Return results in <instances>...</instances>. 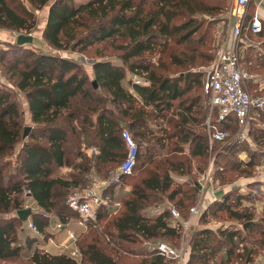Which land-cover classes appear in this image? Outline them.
<instances>
[{
  "label": "trees",
  "instance_id": "obj_1",
  "mask_svg": "<svg viewBox=\"0 0 264 264\" xmlns=\"http://www.w3.org/2000/svg\"><path fill=\"white\" fill-rule=\"evenodd\" d=\"M29 1L36 7H45L52 0ZM191 5L193 0H88L85 3L53 0L48 5L42 41L62 53L86 50L98 43L118 42L119 60L132 79L139 77L149 82L148 87H142L133 85L131 79L132 91L123 84L124 68L111 61L95 62L90 81L76 60L15 43L12 54L16 58L8 70L17 94L0 90V260L20 258L23 248L30 249L36 242L25 233V222L9 216L22 209L23 190L30 191L45 213L32 216L39 233L43 234L50 213L62 221L68 218L64 213L67 207L55 202L56 188L81 190L88 185L85 176L90 172L103 178L114 172L124 157L121 132L125 128L138 145V159L132 174L123 183L136 173L141 159L142 164H153L155 170L148 172L127 195H119L121 208L116 216L108 219L103 234L116 239L122 247L125 243L163 242L162 238L179 240V229L172 224L169 212L163 210L148 216L147 205L161 201V196L168 192L167 200L173 202L181 192L170 191L173 185L170 173L187 175L189 166L170 158L169 151L160 163H145L143 158L158 152L148 137L150 123L158 120L165 121L172 133L169 137L162 135L154 143L167 139L189 144L191 158L203 163L208 157L205 134L193 132L200 124L204 129L207 111L197 106L198 99L191 104L183 101L193 86L201 84L202 89L201 76L166 78L158 75L152 62L144 57L156 52L160 39L180 34L189 27L186 23L174 26L173 22L178 9L193 14ZM35 27V16L25 7L12 0H0V30L23 35L30 34ZM18 94L25 101L30 126L26 124ZM168 114L170 117L166 118ZM230 126L235 125L225 124L222 128ZM25 127H30V131L24 139ZM19 144L20 149L15 153ZM87 148H95L99 153L88 158L84 153ZM14 155L15 173H8L7 160ZM246 166H253V160ZM69 169L78 173L57 176ZM195 191L196 187L184 194ZM229 200L224 195L210 204L203 215L215 206L226 210ZM177 205L181 207L183 202ZM187 214L181 213L184 218ZM103 217L104 212L100 219ZM232 217L246 222L243 226L246 231L253 226L249 216L232 213ZM238 236V231L214 232L207 228L190 234L186 264H234L239 258L242 261L245 255H239ZM77 244L82 254L80 264H121L106 253L94 233ZM149 254L151 257L141 264H168L156 254L155 246ZM254 255L247 253L245 264H253ZM29 261L31 264H79L65 254L51 255L38 250L32 252Z\"/></svg>",
  "mask_w": 264,
  "mask_h": 264
},
{
  "label": "rangeland",
  "instance_id": "obj_2",
  "mask_svg": "<svg viewBox=\"0 0 264 264\" xmlns=\"http://www.w3.org/2000/svg\"><path fill=\"white\" fill-rule=\"evenodd\" d=\"M23 7L27 11L35 16L36 27L30 34L34 38H42V30L46 24L48 9L51 2L45 7H36L35 4L29 0H12ZM88 0H74L75 3H85ZM231 0H193L194 7L193 14L187 13L178 9L176 16L174 17V26H181L186 23L189 27L180 34H174L169 38L160 39V46L156 48V52L151 55H145L144 60L152 62L156 73L166 78H179L195 75H200V83L203 79V71L209 66V62L213 60L215 50L226 39L230 32V19H229V6ZM193 33L190 38L188 37ZM15 32L10 30H0V90L17 92L14 90L13 81L10 79L11 71L9 66L16 58L12 54L15 46ZM244 47L241 48V60L247 70L254 75L256 82H251L247 85V89L250 94L264 97V32L258 37H247L244 39ZM44 45V42L41 41ZM163 45V46H162ZM32 46V45H31ZM34 46V45H33ZM32 46V47H33ZM119 44L116 41L98 43L86 50H77L75 52L66 51L64 55L74 59L83 68L90 81L93 80L92 66L97 61L108 60L124 68L126 72V78L123 82L124 86L131 90L129 82L132 76L127 72L126 66L119 60ZM35 50H38L37 48ZM201 84L192 87V90L187 94L183 101L187 104L195 103L198 99L197 106L205 108L208 113V102L201 89ZM18 100L21 104L22 112L27 118V109L23 97L18 94ZM170 114L166 116L169 118ZM173 119V118H172ZM176 120V119H173ZM30 126V124H27ZM126 129V128H125ZM228 129L229 136L223 144L214 145L213 150L207 158L203 160V163L199 162L195 158L190 157L191 147L189 144L181 145L174 143L171 140H161L159 142L156 139L166 135L169 137L172 133V129L168 127L165 121L158 120L150 123V144L158 152L153 154V158L148 154L143 160L146 162L152 161L154 163H160L163 160V156L169 151L170 158L176 161L186 163L189 166V173L179 175L176 173H170L173 185L170 191L177 189L181 193L177 194L173 202L167 200V196L170 192L161 196L162 200L152 201L147 205L148 216H153L168 208L175 207L183 215L187 214V210L196 204L199 198V189L197 188V180H199L200 174L208 167L209 164L213 166V186L215 188H221L227 190L225 195H228L230 200L225 208L217 209L216 206L211 209L206 216L202 215L197 225L192 229L191 235L200 229H210L214 232L217 231H238L237 248L239 249L240 256L245 255L242 261L237 259L234 264H245V257L247 253H255L254 262L264 256V108L253 111L250 114L247 125L245 127L246 139L242 141L237 140V127L230 126ZM128 130V129H126ZM129 131V130H128ZM188 132L187 130H184ZM130 132V131H129ZM195 134L204 135L205 130L200 126H196L193 130ZM132 135V133L130 132ZM21 144L15 148V153L20 149ZM143 146V154H144ZM182 150V151H181ZM142 151V150H141ZM221 153V154H220ZM218 154L220 156H218ZM162 160V161H161ZM253 160V166L247 167L246 164ZM9 167L8 173H15V167L17 165L15 155L8 158ZM140 160L136 173L122 185L117 188V193L123 196L127 195L134 185H138L146 175L155 170V166L150 164H142ZM206 164V165H205ZM156 165V164H155ZM204 165V166H203ZM199 167V168H198ZM66 172H59L57 176H67L68 174H77L75 169L65 170ZM86 178V176H85ZM196 187L195 193L187 191ZM178 187V188H177ZM176 190V191H177ZM55 202L60 205H66L67 197L75 190L66 191L62 188H56ZM228 191V190H227ZM193 195V196H191ZM159 196V194H158ZM157 196V197H158ZM156 197V198H157ZM24 207H28L34 213L45 215L32 197L27 198L23 195ZM183 202L181 207H178L177 202ZM207 212V211H205ZM205 212L203 214H205ZM68 217L69 224H76V216L70 211L64 212ZM232 213L241 214L243 216H249L251 218V224H253L250 231L244 230L243 226L246 222L243 220H236L232 217ZM55 214L50 213L47 217V225L45 231L52 234H35L27 230V223L23 225L25 233L29 234V237L38 239H44L52 237L54 244L64 237L65 232L63 230H57L56 222L57 217ZM9 216H16V213L12 212ZM32 218H30L31 220ZM59 219V218H58ZM107 217L101 218V225L97 229H89L87 233H78L79 241H83L90 236V233H94L99 242L108 255H110L116 262L121 264H141L142 261L149 259V254L155 246L154 241H146L143 243L135 244H123L118 246V241L108 236L105 237L104 229L105 224L108 222ZM26 222V221H25ZM250 224V223H249ZM248 225V224H246ZM112 230V229H111ZM163 242L173 246H178L177 238H162ZM104 244V245H103ZM53 246L49 243L48 249L52 250ZM245 249L242 251L241 249ZM38 250L35 245L30 249L23 248V253L20 258L10 260H0V264H31L29 257L32 252ZM41 251V250H38ZM238 253V252H236ZM246 253V254H245ZM168 264H175L173 261L166 260ZM254 264V263H253Z\"/></svg>",
  "mask_w": 264,
  "mask_h": 264
},
{
  "label": "built area",
  "instance_id": "obj_3",
  "mask_svg": "<svg viewBox=\"0 0 264 264\" xmlns=\"http://www.w3.org/2000/svg\"><path fill=\"white\" fill-rule=\"evenodd\" d=\"M248 2L249 0H231L229 35L215 50L212 62L203 71L202 91L208 102L204 130L210 153L214 145L223 144L229 136L228 129L222 128V125H235L238 129L237 140L242 141L246 139L245 127L251 112L264 108V97L252 95L247 89V85L256 82V79L242 64L239 53L241 46L245 43L244 39H246L244 33L258 36L264 27V17L259 16H254L251 22L246 25ZM18 35L15 33V38ZM39 49L63 58H70L60 51L52 50L45 43ZM132 83L142 87L149 86L147 80L139 77H134ZM121 140L125 149L124 157L114 172L107 178L100 177L93 171L90 172L86 176L88 185L84 189L75 190L67 197V208L76 216V225L83 234L91 228L100 227V214L102 212H104V217L110 218L116 216L121 208L120 200L111 195L112 189L119 188L123 179L132 174L138 159V145L128 130L124 129L121 132ZM84 153L91 157L97 155L99 151L95 148H87ZM197 185L200 195L196 204L188 210L186 218L182 217L180 211L175 207L166 210L169 212L174 227L179 229L178 246L173 247L165 242H155L154 244L158 256L173 261L175 264H186L188 261L192 220L199 221L208 206L217 201L214 198L212 200L204 198L207 191L219 190L213 186L212 164H209L200 174ZM23 195L27 198L31 197L28 189L23 190ZM24 208V210H28V207ZM25 223H27V230L35 234L39 233L32 219L29 218ZM55 226L57 230H63L66 234L65 242L57 245L58 249L62 254L80 264L82 254L77 244L79 239L70 228L68 220L57 219ZM105 237L109 244L108 235L105 234ZM42 252L48 254L47 251Z\"/></svg>",
  "mask_w": 264,
  "mask_h": 264
},
{
  "label": "crops",
  "instance_id": "obj_4",
  "mask_svg": "<svg viewBox=\"0 0 264 264\" xmlns=\"http://www.w3.org/2000/svg\"><path fill=\"white\" fill-rule=\"evenodd\" d=\"M254 16H259V17H264V0H249V2H248V10H247V15H246V25H248L250 22H251V20H252V18L254 17ZM264 32V27H263V31H262V33ZM261 33V34H262ZM260 35V34H259ZM258 35V36H259ZM258 36H252V35H249L248 33H244V37L245 38H247V37H258ZM42 38H34V42H33V44H32V46L34 47V48H37V49H39L40 47H41V44H42ZM242 47H244V45H242L241 46V48ZM241 48H240V50H239V53L241 54L242 52H241ZM245 66V65H244ZM27 109V108H26ZM27 114V118H28V121H27V124H29L30 123V120H29V115H28V112L26 113ZM94 156V155H93ZM88 158H91V157H89V156H87ZM63 173L64 172H66L65 170L64 171H62ZM229 188L227 189V190H225V189H221V188H217V189H219L218 191L215 189V191L214 190H209V191H207L206 192V194H205V196H204V198L206 199V200H212L213 198L214 199H217V201L218 200H220L227 192H229V189L231 188V186H228ZM199 188V187H198ZM117 188H113L112 189V197L113 198H115V199H118V197H119V195H121V194H118L117 193V190H116ZM119 200V199H118ZM157 215V214H156ZM58 219V218H57ZM56 219V220H57ZM61 220V219H60ZM66 220H68V218H66V219H64L63 221H66ZM197 223H198V221L197 220H192V225H193V227L195 226V225H197ZM193 227H192V229H193ZM47 228V227H46ZM70 228L73 230V232L76 234V235H78V233L80 232L81 233V229L76 225V224H74V225H72V224H70ZM29 231V230H28ZM45 231V230H44ZM192 231V230H191ZM47 234H50V233H48L47 231H45ZM44 232V233H45ZM51 236H52V234H50ZM35 239H36V242L34 243V245L36 246V248L38 249V250H41V251H47L48 252V254H51V255H59V254H62V252L58 249V247H57V244H54L55 242L53 241V239H52V237H49V238H47V241H43L44 239H40V241H37L38 239L35 237ZM65 240H66V234H64V237L63 238H61L59 241H57V243H60L61 241H63L62 243H64L65 242ZM51 244L53 247V249L52 250H49L47 247H48V244ZM254 264H264V256L263 257H260V258H258L255 262H254Z\"/></svg>",
  "mask_w": 264,
  "mask_h": 264
},
{
  "label": "water",
  "instance_id": "obj_5",
  "mask_svg": "<svg viewBox=\"0 0 264 264\" xmlns=\"http://www.w3.org/2000/svg\"><path fill=\"white\" fill-rule=\"evenodd\" d=\"M33 42H34V37H32V35L19 34L15 40V43L18 46H29V45H32ZM29 131H30V127L24 128V134H23L24 139L28 136ZM33 215H34V213H32V211L30 209L20 210L16 213V218H18L22 222H25L29 218H32Z\"/></svg>",
  "mask_w": 264,
  "mask_h": 264
}]
</instances>
